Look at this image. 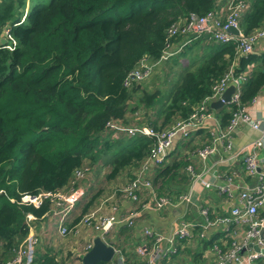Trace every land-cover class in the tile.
Wrapping results in <instances>:
<instances>
[{"label": "trees", "instance_id": "trees-1", "mask_svg": "<svg viewBox=\"0 0 264 264\" xmlns=\"http://www.w3.org/2000/svg\"><path fill=\"white\" fill-rule=\"evenodd\" d=\"M243 1L247 8L238 27L242 35H249L264 28V0ZM227 2L0 0V39L2 30L9 29L0 44V264L13 258L29 233L26 215L41 220L53 210L50 199L41 194L69 193L76 185H72L75 172L86 163L109 167L106 179L114 180L144 162L155 138L127 137L111 124L131 126L129 117L134 115L136 126L146 125L157 133L166 130L186 120L229 71L234 77L246 75L238 104L228 103L220 110L222 129L234 111L260 94L264 53L239 55L235 42L217 43L206 36L181 49L180 56L193 51L194 59L167 92L150 91L143 81L124 84L140 60L154 63L167 42L180 41L181 37L167 38L171 25L190 13L216 12ZM113 130L117 138L111 137ZM172 154L151 179L158 197L186 192L184 169L190 159ZM99 195L100 191L83 204L68 233ZM38 196V205L24 199ZM213 243L201 239L198 246L205 249ZM190 245L183 241L178 255H189L193 264H201L202 254ZM34 264L61 263L42 256Z\"/></svg>", "mask_w": 264, "mask_h": 264}, {"label": "built area", "instance_id": "built-area-1", "mask_svg": "<svg viewBox=\"0 0 264 264\" xmlns=\"http://www.w3.org/2000/svg\"><path fill=\"white\" fill-rule=\"evenodd\" d=\"M247 8V3L243 0H228L224 17H221L216 12H209L206 15L198 16L190 13L183 20L177 24H173L167 30V38L181 37L180 41L167 42L164 50L158 61L152 63L148 59H142L136 69L132 70L125 80V86L128 87L131 81H144L149 78L155 67H158L160 63L167 61V58L172 56L175 52L179 51L189 41L197 39L199 37L206 36L217 43L235 42L238 47L239 55H246L252 53L253 44L264 37V28L259 29L252 34L242 35L238 27V21L241 13ZM237 29L238 34H232L229 29ZM6 35L8 34L7 28L4 29ZM185 39V40H183ZM183 40V41H182ZM1 42V39H0ZM1 44V43H0ZM246 74L238 77H234L232 72L229 71L224 75L212 88V94L207 96L197 106L191 115L186 120H181L173 124L166 130L161 132H155L151 127L146 125H140L135 127L123 126L121 123L111 124L110 127L121 130L127 137L135 135H143L146 137L155 138V142L152 145L146 159L137 169L133 179L122 190V197L126 198L133 204H140V207L131 211L127 216L123 215H110L107 218L102 217L99 225L95 226L96 232L100 233L101 238L107 234L110 229L115 225L128 224L131 226L133 220L139 215L141 211H160L167 209L168 207H175L177 205L187 204L191 201L192 190L181 194L178 200L173 202L169 197H158L155 187L148 177V172L152 166L159 167L165 160L167 152L170 148L172 139L177 132H180L183 137L188 136V131L196 128L205 118H210L211 113L208 110V103L219 99L225 89L230 83L234 84V92L232 93L228 103L238 104V98L241 89V83L244 80ZM226 103V105L228 104ZM225 104V103H224ZM223 104V105H224ZM247 125L254 131L260 133V136L250 141L246 146L240 149L237 153L231 155L230 159L240 157L245 163L246 173L249 175H258L259 184L251 189L240 191L238 194L239 205L230 210V216L238 225H246L243 238L241 240H225L218 244L213 245V252L215 260L213 264H264V254L259 251L248 252L241 254L242 251L249 249V245L253 240L257 241L259 247L262 245L260 238L261 229L264 228V218L257 219L256 214L258 209L264 206V159H259L256 155V150L264 149V116L260 115L255 119H252L246 112L245 107H239L231 115V118L227 126L222 129H218L214 142H221L231 137L234 130L239 125ZM215 145V144H214ZM214 145H205L198 150L197 156L200 160L206 159V157L215 152L216 147ZM232 142L231 138L226 145V149L231 151ZM188 171L194 176L192 168L188 167ZM87 170H78L75 172V179L72 185L81 181L87 174ZM196 180H200L204 187L208 188L210 183L202 180L201 175H195ZM221 187L220 189H225ZM147 192V201L140 203L139 192ZM81 192L78 191L75 186L70 188L69 193L57 192L54 194L43 193L41 198L50 199L51 203L56 209V213L60 215L58 221V232L60 235H67L68 229L65 225L66 217L68 213L73 209L75 201L80 197ZM40 197L24 199L33 202L38 205L40 203ZM201 213L206 217L207 209H201ZM26 223L30 228V224L35 218L31 214L26 215ZM209 224L211 221L207 220ZM93 222H97V219L88 213L83 216L79 225H92ZM214 223L223 224L228 226L231 223L230 217H217ZM95 225V224H94ZM191 226L187 222H182L176 228L170 236H165L161 232L151 228L143 230L142 235L144 242L135 249L136 255L145 258L147 264H157L163 261L169 260L173 255L178 254V251L183 249V241L191 240ZM203 237V235H201ZM25 242V241H24ZM229 246L225 247L226 244ZM37 244L36 239L28 243L27 246H22L21 243L14 250L13 258L5 264H30L31 263V249ZM92 247L90 244L87 249ZM225 247V248H223Z\"/></svg>", "mask_w": 264, "mask_h": 264}, {"label": "crops", "instance_id": "crops-1", "mask_svg": "<svg viewBox=\"0 0 264 264\" xmlns=\"http://www.w3.org/2000/svg\"><path fill=\"white\" fill-rule=\"evenodd\" d=\"M225 10L226 6L223 5L216 11V13L221 15V17H224ZM252 53L255 55L264 53V37L258 39L253 44ZM143 83L145 85H149L148 80H144ZM230 86L235 87V85L232 83L228 85V87ZM219 99L210 101L208 103V110L212 117L205 118L196 128L189 130L187 137H183L180 132H177L174 135L170 148L167 152V157L171 153H173L172 155L176 156L180 153L188 155L190 159V164L184 169L185 175L187 177V183L184 185L183 189H185L186 192L192 190L191 201L187 204L168 207L167 209L165 208L157 212L141 211L139 215L133 220V224L131 226H128L126 223L115 225L107 234L103 235V238H101L100 233L92 232L90 230V232H88L87 236L84 238V243H81L84 244L83 248H81L80 245L77 246V252L80 249L81 254L79 253L76 255L75 264H82V257L88 251L87 247L92 244V240H94L96 237H99L105 244L111 246L114 249V255L112 259L109 262H105L103 264H147L145 258L139 257L135 253V249L144 242L142 235L143 230L146 228H151L161 232L165 236H170L182 222L189 223L192 228L191 240L187 242H190V246L194 252L202 254V258L200 259L201 264L214 263V244L225 240L238 241L243 238L246 225H238L235 223L230 216V210L239 205L238 194L240 191L251 189L258 185L260 181L257 174L249 175L246 173L245 163L240 157H236L234 159H230V157L246 146L250 141L258 138L260 133L254 131L249 126L242 124L234 130L230 137L232 142L231 151L226 149V145L230 138L215 143L214 139L218 129L220 128L219 113L220 110L226 108L227 106L225 103L224 105L212 107L211 105L213 102H216ZM245 110L252 119L260 117V115L264 116V89L249 105L245 107ZM262 127H264V125H262ZM204 144H215L214 146L216 147V150L214 153L208 155L206 159L200 160L197 156V152L204 146ZM256 155L259 159H264V149L256 150ZM170 158L171 157L169 156L168 159L166 158L165 160L167 161ZM160 167L161 166H152L150 168L147 174L150 180ZM188 167L192 168L194 176L190 171L187 170ZM133 170L136 171L137 169ZM195 175H201L202 180L207 181L211 186L208 188L204 187L200 180L195 179ZM133 176L134 175L132 173L125 183H128L129 180L133 178ZM86 178L78 181L75 185V188L81 192V195L75 201L73 209L66 217L65 225L67 227L80 214L77 213V211L79 212V210H81L79 209V206H83V204L88 201L85 191L89 187V183L91 184V181L89 182L90 178L88 176L86 182ZM122 178L123 177H120L119 180ZM223 186H228V188L220 189ZM180 195L172 194L168 197L171 201L175 202L178 200ZM147 199L148 197L146 191L139 192L140 203L147 201ZM115 205L117 210H113L111 208L110 211L112 212L109 214L112 213L113 215L119 214L127 216L131 211L140 207V204H133L126 198L118 199ZM201 209H207L206 217L201 213ZM55 211L56 209L53 206V210L43 219H35L31 223L32 226L35 225L33 231L34 229L38 231V233H36L37 231L32 233L38 236L39 243L30 250V264H34V261L42 256H48V258L52 257L58 263L66 264L65 261L59 260L54 254H51L48 249L43 246V244L46 245L47 243H52L55 237H60L58 232V221L60 219V215H58ZM220 216L230 217V225L224 226L223 224L218 225L217 223H214V220ZM256 218H264V206L258 209ZM207 220L211 221L210 223L212 224L210 225ZM261 230H263L261 240H264V228ZM201 235H203V237H201ZM201 239H205L206 241L213 240L214 243L211 247L202 249L203 244L201 245L202 247L198 246ZM251 244L259 247L256 240H253ZM259 248L264 249L263 243ZM254 251L255 250H253V248L249 247V249L246 251H242L241 254ZM178 254H176V256L179 257L177 260H172V258H169L166 263L193 264L191 256L186 254Z\"/></svg>", "mask_w": 264, "mask_h": 264}, {"label": "rangeland", "instance_id": "rangeland-1", "mask_svg": "<svg viewBox=\"0 0 264 264\" xmlns=\"http://www.w3.org/2000/svg\"><path fill=\"white\" fill-rule=\"evenodd\" d=\"M6 29V28H5ZM9 31V29L7 28ZM1 39L4 38L3 36L6 35L5 31L2 30L1 33ZM182 50L180 49L179 51L175 52L172 56L167 58V61L163 64L155 67L154 70L152 71V74L148 80V84L150 87L148 89L150 91H154L156 89H160L164 92H167L170 87H172L173 83L176 82V80L179 79V77L182 75L186 67H188L190 64H192L194 56H193V51L188 54L187 56H180V52ZM193 58V59H192ZM133 116L131 115L129 118V125L131 126H136L135 122H133ZM138 122L139 120L141 121L142 118L140 116L137 118ZM110 131V130H109ZM118 134L116 130L111 131V137L112 138H117ZM84 169L87 170V174L84 176L86 178V182L89 176V182L91 181V184L89 183V190L85 191V195L88 197L87 200L92 197L95 193L100 191V195L97 198L95 204L92 206V208L89 210L92 215L97 219V222H93L92 225H79L78 227L75 228L74 231H71V233H68L67 235H60V237H55L52 243H47L46 245L43 244V246L48 249V251L51 254H54L59 260L65 261L66 264H75L76 263V255L81 254L80 249L77 252V246L80 245L81 248H83L84 244V238L87 236V233L90 232H96L95 226L99 225L100 220L99 218L102 219V217L107 218V216L112 215L109 214L111 208L114 210L116 209V201L118 199H123L122 197V190L127 186L128 183L131 182L129 180L128 183H125L126 180L132 175H135L136 171L133 169H125L122 171L119 175L114 180H107L106 176L110 172L109 167H102L101 163H98L96 165H89L85 164ZM134 171V172H133ZM120 177H123L121 180H119ZM134 177V176H133ZM83 178V179H84ZM91 190V191H90ZM90 191V192H89ZM89 192V193H87ZM115 203V204H114ZM82 206H79V209H81ZM77 211V213H80ZM95 224V225H94ZM35 227L30 224L29 228V233L27 236L20 242L22 246H27L28 243L32 242L34 239H36L37 244L39 243V238L36 234L32 232H36L37 230L33 228ZM68 228V227H67ZM38 233V231L36 232ZM25 241V242H24ZM19 243V244H20ZM43 243V242H42ZM42 247V246H41ZM42 247V248H44Z\"/></svg>", "mask_w": 264, "mask_h": 264}, {"label": "water", "instance_id": "water-1", "mask_svg": "<svg viewBox=\"0 0 264 264\" xmlns=\"http://www.w3.org/2000/svg\"><path fill=\"white\" fill-rule=\"evenodd\" d=\"M229 32L237 35V29H229ZM1 44L5 43V39H1ZM234 92V87L230 86L225 89L222 93L220 99L216 102H213L212 107H216L217 105H223L224 103H228L232 93ZM263 230L260 232V238H262ZM264 245V240H262ZM249 247L253 248L256 252L259 251V247L256 245H249ZM261 253L264 254V249L260 250ZM114 255V249L105 244L99 237H96L92 240V247L84 254L82 257V264H99L109 262Z\"/></svg>", "mask_w": 264, "mask_h": 264}]
</instances>
